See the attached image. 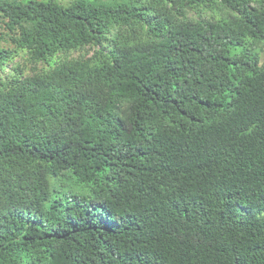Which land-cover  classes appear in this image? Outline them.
<instances>
[{
	"label": "trees",
	"instance_id": "trees-1",
	"mask_svg": "<svg viewBox=\"0 0 264 264\" xmlns=\"http://www.w3.org/2000/svg\"><path fill=\"white\" fill-rule=\"evenodd\" d=\"M0 264H264V0H0Z\"/></svg>",
	"mask_w": 264,
	"mask_h": 264
},
{
	"label": "rangeland",
	"instance_id": "rangeland-1",
	"mask_svg": "<svg viewBox=\"0 0 264 264\" xmlns=\"http://www.w3.org/2000/svg\"><path fill=\"white\" fill-rule=\"evenodd\" d=\"M65 1H67V0H65ZM77 54H79V52H77V51H76V52H73V55H74V56H76ZM53 63H54V61H52V64H53ZM40 66H41V64H40Z\"/></svg>",
	"mask_w": 264,
	"mask_h": 264
}]
</instances>
